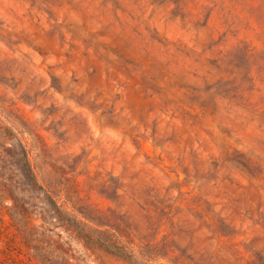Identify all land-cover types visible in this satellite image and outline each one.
<instances>
[{"label": "rangeland", "instance_id": "1", "mask_svg": "<svg viewBox=\"0 0 264 264\" xmlns=\"http://www.w3.org/2000/svg\"><path fill=\"white\" fill-rule=\"evenodd\" d=\"M16 141L0 264H264V0H0Z\"/></svg>", "mask_w": 264, "mask_h": 264}, {"label": "trees", "instance_id": "2", "mask_svg": "<svg viewBox=\"0 0 264 264\" xmlns=\"http://www.w3.org/2000/svg\"><path fill=\"white\" fill-rule=\"evenodd\" d=\"M0 178L2 177L3 181H8L7 177H3L5 173L8 171L12 172L13 170L15 171V176L18 179H26L29 180L33 183H36L37 177L36 173L34 172L33 166L31 165V162L28 158V152L26 150V147L24 144L21 142H15L10 145H5L2 144L0 145ZM8 163V168H4L2 165ZM12 168V170H11ZM6 185H4L5 187ZM7 188V187H6ZM1 193H4L3 190L0 187V200H6L5 198L11 199L9 195H1ZM21 210L25 211L24 207H21ZM9 209V208H8ZM9 214V219L13 221L11 225L15 226L16 230H21L18 227H26L28 226L29 222V216L28 215H21L19 218L13 217L11 213ZM33 235L30 231L28 230H23V233H21V238L23 239L22 242L32 250V257L37 259L39 262H42V259L44 260L43 262H47V264H52L50 263L49 256L52 255L51 252V245L49 244L48 241H42L41 238H36V237H31ZM86 240L89 239L90 243H97V241H92L96 239V237L91 236V235H84L83 236ZM91 238V239H90ZM88 242V241H87ZM88 243V244H90ZM106 247H103L105 251H111L112 248H116V244L111 243L110 241L106 240L105 241ZM120 249H123V246H120ZM69 264V263H66Z\"/></svg>", "mask_w": 264, "mask_h": 264}]
</instances>
